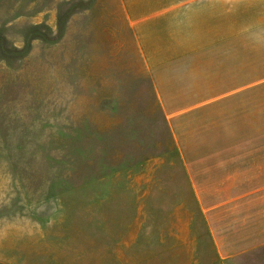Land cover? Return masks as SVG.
I'll use <instances>...</instances> for the list:
<instances>
[{
	"label": "rangeland",
	"instance_id": "1",
	"mask_svg": "<svg viewBox=\"0 0 264 264\" xmlns=\"http://www.w3.org/2000/svg\"><path fill=\"white\" fill-rule=\"evenodd\" d=\"M222 1L149 66L119 0H0V264H264L219 257L179 155L264 150V0Z\"/></svg>",
	"mask_w": 264,
	"mask_h": 264
},
{
	"label": "crops",
	"instance_id": "2",
	"mask_svg": "<svg viewBox=\"0 0 264 264\" xmlns=\"http://www.w3.org/2000/svg\"><path fill=\"white\" fill-rule=\"evenodd\" d=\"M213 1V0H212ZM135 46L152 66L191 54L223 30V1L119 0ZM151 80V79H150ZM152 83V82H151ZM160 106V103H158ZM161 108V107H160ZM208 236L221 259L264 246V150L180 152Z\"/></svg>",
	"mask_w": 264,
	"mask_h": 264
}]
</instances>
